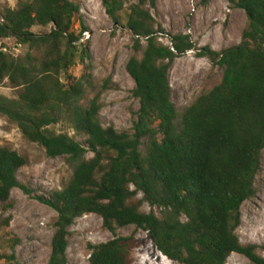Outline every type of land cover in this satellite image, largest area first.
<instances>
[{"label":"trees","instance_id":"obj_1","mask_svg":"<svg viewBox=\"0 0 264 264\" xmlns=\"http://www.w3.org/2000/svg\"><path fill=\"white\" fill-rule=\"evenodd\" d=\"M17 1L15 8L0 7V84L7 79L18 90L17 98L0 94V114L48 156L64 157L73 167L65 188L49 197L34 196L58 215L47 264H68L70 227L91 213L113 234L130 225L146 231L164 256L181 264H227L232 253L244 255L250 264H264L259 246L242 243L236 233L242 205L258 192L262 167L264 0H228L245 11L247 22L240 43L222 50L199 47L188 33H168L147 7L154 8L156 0L129 5L127 0H102L114 24L135 35V54L126 63L140 103L132 132L103 126L100 92L84 104V81L68 75L89 56L81 47L88 27L80 5L73 0ZM34 27L50 31L36 33ZM161 34L168 35L169 44L160 40ZM7 38L28 47L27 53L5 51L1 42ZM189 51L209 58L223 74L217 85L178 109L169 71ZM90 78L86 75L85 82ZM57 125L84 135L85 141L55 132ZM26 162L18 151L0 146V204L15 188L32 194L18 179ZM144 203L150 212L142 210ZM10 221L11 216L4 218L0 227ZM137 246L134 236L89 243V262L131 264Z\"/></svg>","mask_w":264,"mask_h":264},{"label":"rangeland","instance_id":"obj_2","mask_svg":"<svg viewBox=\"0 0 264 264\" xmlns=\"http://www.w3.org/2000/svg\"><path fill=\"white\" fill-rule=\"evenodd\" d=\"M81 7L82 21L88 27L81 39V47L89 56L85 61L69 69L68 75L84 81V104L100 92L103 126H114L116 130L132 132L140 103L132 90L135 82L126 70V63L135 54V35L124 26H116L107 15L102 0H73ZM137 0H127L136 2ZM17 0H0V7L15 8ZM149 7L152 15L168 33H188L199 46L209 45L222 50L240 43L246 26L244 10L233 8L228 0H156V6ZM126 15V14H125ZM80 29V22L76 21ZM36 33L50 31V28L34 27ZM160 40L169 44L167 34ZM4 50L14 56H24L28 47L20 45L13 38L3 39ZM146 42L143 41L145 46ZM35 55H39L34 51ZM141 57V52L136 54ZM90 74L89 82H85ZM223 69L207 57H198L196 51H189L177 58L169 71L171 99L178 109L191 103L200 94L209 91L222 79ZM66 80V75H63ZM107 87L103 89L105 81ZM0 94L17 98L18 90L6 79L0 84ZM55 132H67L81 142L86 137L62 125L54 127ZM0 146L18 151L26 165L19 173L22 188L12 190L7 202L0 204V222L11 216L9 226L0 227V264H47L51 254V241L56 230L57 212L40 202L34 196L49 197L54 190L65 188L73 174L64 157H50L40 144L23 135L18 125L0 114ZM90 156V155H89ZM258 192L241 207V223L236 233L244 244H256L258 253L264 256V150L262 167L256 177ZM139 198L142 194H139ZM160 215V210L153 207ZM142 210L150 212L152 207L144 203ZM68 264H90L88 244H98L115 236H134L138 246L132 250L131 264H181L168 259L154 245L148 233L135 226L121 227L113 234L103 226L102 218L94 213L75 219L70 227ZM227 264H250L247 257L232 253Z\"/></svg>","mask_w":264,"mask_h":264}]
</instances>
